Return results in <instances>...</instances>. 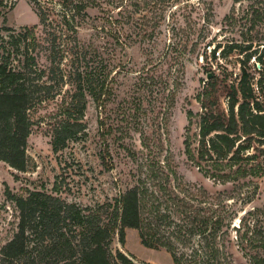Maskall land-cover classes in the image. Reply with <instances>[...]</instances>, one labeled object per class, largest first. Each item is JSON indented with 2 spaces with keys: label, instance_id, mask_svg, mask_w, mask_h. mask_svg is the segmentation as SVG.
I'll use <instances>...</instances> for the list:
<instances>
[{
  "label": "trees",
  "instance_id": "obj_1",
  "mask_svg": "<svg viewBox=\"0 0 264 264\" xmlns=\"http://www.w3.org/2000/svg\"><path fill=\"white\" fill-rule=\"evenodd\" d=\"M28 1L38 15L37 24L0 27V161L20 171L28 168V139L39 105L61 98L57 112L50 115L52 146L59 152L86 132L89 98L105 101L111 93L109 64L78 36L90 17L92 0ZM14 5V0H0V11ZM260 14L256 11L254 20L264 26ZM257 34V39L232 43L228 49L220 44L210 49L212 58L239 50L243 57L238 85H233L227 110L221 112L215 109L219 83L215 75L206 81L199 96L203 112L197 154L191 136L185 140L188 158L195 162L198 154L207 157L212 169L205 173L223 184L258 175L264 168L259 163L246 167L258 159L252 152L255 144L264 148V32ZM252 59L259 65V78L249 72ZM193 116L188 110L189 125ZM159 164L153 163L150 173L140 175L118 197L95 204L59 195L60 175L55 193L31 189L19 196L8 191L18 222L13 237L1 247L0 264H137L112 249L115 236L125 243L126 228L137 229L144 246L165 248L173 264H233L234 238L251 263L264 264L263 209L255 208L237 227L234 196L228 190L215 196L202 186L194 190L176 170L156 168Z\"/></svg>",
  "mask_w": 264,
  "mask_h": 264
},
{
  "label": "rangeland",
  "instance_id": "obj_2",
  "mask_svg": "<svg viewBox=\"0 0 264 264\" xmlns=\"http://www.w3.org/2000/svg\"><path fill=\"white\" fill-rule=\"evenodd\" d=\"M14 1L12 9L0 11V27L39 22L28 0ZM258 10L264 15V0H92L87 7L90 17L79 27L78 36L80 42L96 47L109 64L111 93L105 101L89 98L86 132L59 152L52 146L50 115L57 112L61 98L33 111L27 170L0 161V250L13 237L18 222V211L7 192L26 196L31 189H45L55 193L57 175L61 177L59 195L89 205L118 197L158 161L156 168L176 170L194 190L202 186L212 196L228 190L234 196L237 227L242 219L252 217L255 208L264 210V148L255 144L252 152L258 159L246 165L249 169L261 164L258 175L247 174L226 184L205 173L212 169L207 157L198 154L194 162L185 151L190 135L198 153L203 112L199 96L208 75H215L220 87L215 109L225 112L228 94L241 74L239 50L212 58L210 49L219 44L228 49L232 43L257 39V32H264L263 24L254 20ZM248 69L255 78L261 76L254 59ZM188 110L194 112L190 125ZM259 214L264 220V211ZM112 249L125 252L137 264H173L170 252L144 246L134 228H126L125 243L115 236ZM230 251L233 264H253L235 238Z\"/></svg>",
  "mask_w": 264,
  "mask_h": 264
},
{
  "label": "water",
  "instance_id": "obj_3",
  "mask_svg": "<svg viewBox=\"0 0 264 264\" xmlns=\"http://www.w3.org/2000/svg\"><path fill=\"white\" fill-rule=\"evenodd\" d=\"M211 76H212V74H209V75H208V78H210Z\"/></svg>",
  "mask_w": 264,
  "mask_h": 264
},
{
  "label": "built area",
  "instance_id": "obj_4",
  "mask_svg": "<svg viewBox=\"0 0 264 264\" xmlns=\"http://www.w3.org/2000/svg\"><path fill=\"white\" fill-rule=\"evenodd\" d=\"M218 54V53H217Z\"/></svg>",
  "mask_w": 264,
  "mask_h": 264
}]
</instances>
